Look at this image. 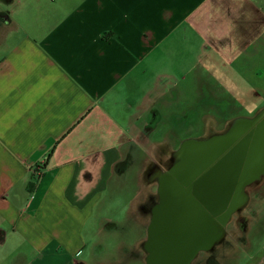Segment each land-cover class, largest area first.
<instances>
[{"label":"crops","instance_id":"obj_1","mask_svg":"<svg viewBox=\"0 0 264 264\" xmlns=\"http://www.w3.org/2000/svg\"><path fill=\"white\" fill-rule=\"evenodd\" d=\"M7 5L0 6L8 14L0 20V264H81L106 190L138 186L131 204L161 193L171 170L152 160L155 145L164 147L176 129L199 122L205 130L180 142L231 132L264 140V104L220 121L217 108L229 102H217L216 77L219 59L227 60L264 101V0ZM160 126L165 137L154 140ZM179 149L170 146L165 157ZM215 235L194 255L211 249ZM244 252L242 264H264V244Z\"/></svg>","mask_w":264,"mask_h":264},{"label":"rangeland","instance_id":"obj_2","mask_svg":"<svg viewBox=\"0 0 264 264\" xmlns=\"http://www.w3.org/2000/svg\"><path fill=\"white\" fill-rule=\"evenodd\" d=\"M0 6L6 7L8 5L0 0ZM216 70V77L219 76L218 86H221L220 89H222L217 94L220 97L217 102H229L227 109L219 106L217 108L220 113L218 115L222 116L220 121L229 118L233 113L253 115L264 104L263 97H258L253 91L248 90V86L249 89H253L250 88L252 84H250L248 78L230 66L227 60L219 59ZM212 81H215L214 76ZM225 90H228L227 93ZM190 94V92L186 94V101H191L188 98ZM243 98L249 101V104L238 108L237 103H241ZM185 105L187 104L185 103ZM217 109L213 107L210 111L216 113ZM170 127L173 128L172 125ZM182 127H185V125H182L180 129ZM200 127L198 122L197 125L190 126L188 130H174L176 132L169 134L170 136L167 135L169 137L166 138L164 147L157 150L159 145H155L156 156L152 160L163 164L165 169L170 167V170H176L179 151L171 152V156L165 157L168 155L170 146L172 148L177 146L180 149L186 147V154L188 155L194 152V149H200L193 143L186 146L187 142L193 141L180 142L185 137L199 136L200 133L203 135L205 130L203 128L201 132ZM219 128L221 129V125H219ZM162 129L163 126H160L159 131L152 135L154 140L165 137ZM164 130L166 132V126H164ZM140 152L141 150L137 153L138 162L132 168L131 176H135L139 169L141 163ZM226 156L230 158L228 153H226ZM131 187L132 185L129 184L123 190H106V196L102 204L97 207L96 215L92 218L86 231L88 244L77 258V261L81 264H148L149 260L151 264H155L156 259H160L161 262L166 264H175L181 260L177 258L180 253L175 250L182 238L185 237L182 240V246L185 247L192 245L193 241L203 245L210 242L208 239L210 230L205 231L207 229L205 226L197 228L196 222L192 220L195 217L180 218L174 212L169 213L168 206L164 217H162L161 212L158 215L154 213L155 216H151V207L154 206L152 203H157L159 196L157 192L159 191H155L152 198L148 197L147 202L144 204H140L139 199L133 204L128 202V197L133 195L136 190H140L136 185L133 188ZM243 193L248 202L246 205H241L238 210L223 217L220 226L222 233L217 235V239L213 241V244L216 242L214 250H207V248L200 250L184 264H209L208 260L213 255V259L218 262L217 264H242L246 247L256 250L264 244V172L255 181L245 186ZM161 198L160 195L159 202L156 205H161L163 202ZM150 245L155 249L157 248L161 255L164 251L166 258L160 256L158 252L155 257L149 258L150 253L147 251V246Z\"/></svg>","mask_w":264,"mask_h":264},{"label":"flooded vegetation","instance_id":"obj_3","mask_svg":"<svg viewBox=\"0 0 264 264\" xmlns=\"http://www.w3.org/2000/svg\"><path fill=\"white\" fill-rule=\"evenodd\" d=\"M191 143H195V145L200 149H194V152H191L190 155L186 154V151L179 154V159L176 162L177 169L175 170V172L172 173V169H171L170 174L163 176V178L165 179L163 187L169 190L173 186L175 187L177 185L179 188V192L178 193H175V192L166 193L164 195V198L162 197V193L159 192L158 202H159V198L161 195L162 197L161 199L170 204V209L171 207H173L172 204H175L177 202L180 204L200 203L201 205H203L206 202H210V201L216 202L220 199L222 200V202H225L229 206V204L231 203V199H227L224 196L221 197L222 195L219 196L218 194L220 193V190L228 192L229 188H231V185H238L237 180H232L233 168L231 167L227 168L228 166L226 167L225 166L226 162H224L225 160L229 161V158L226 156V153H228V155H231L232 154L231 149L234 146L232 145L228 146L227 144L229 143L226 142L222 145L223 146L227 145L226 147L227 149L224 150V152H221L220 151L221 145L218 147H214L213 145L203 147V146L198 145V141H193ZM219 152L221 153L219 154V156H217ZM246 156L247 154H243L242 156L243 160H242V166L240 168L241 170L244 169V165H245L244 160ZM187 180L189 182H187ZM152 211H151V216L153 215L155 216V214ZM168 212L173 213V211L172 212L168 211ZM164 214L165 212L161 211L162 217H164ZM175 215L178 216V214H175ZM213 217L214 219L218 218L215 216ZM206 221H208V218L206 219ZM217 222H219V226H221L222 221L218 219ZM163 223L166 225L165 222ZM164 224H162L163 227H165ZM197 228L199 227L197 226ZM197 228L195 227V229ZM211 230H212L211 231L212 235H214L215 233L213 229ZM194 245L199 246V243L194 242L191 246H189V248L193 247ZM214 247L215 245L211 249L214 250ZM147 248H148L147 251L150 253L149 258L153 256L155 257L157 252L160 253V256L165 257L164 251L162 252V255H161V252L158 251L157 248L155 249L151 245L147 246ZM187 248L188 247L182 246V239H181L178 245V251L180 253L178 257L181 256L180 259L184 257L185 251L187 250ZM213 258H214V255L211 258H209L208 260L209 264L218 263ZM182 260L183 259L179 261L180 264ZM148 264H150V262H148ZM155 264H166V263L161 262L160 259H156Z\"/></svg>","mask_w":264,"mask_h":264},{"label":"water","instance_id":"obj_4","mask_svg":"<svg viewBox=\"0 0 264 264\" xmlns=\"http://www.w3.org/2000/svg\"><path fill=\"white\" fill-rule=\"evenodd\" d=\"M239 136L240 135L235 134V137H234L233 132H231L230 135L217 138L216 140L212 142L210 141L198 142V145L203 146V147L212 146V145L214 147H218L221 145L220 146L221 152H224V150L227 149L226 148L227 145L234 146L231 149L232 154L230 153L231 155H230L229 161L225 160L224 162H226L225 166L226 167L228 166L227 168L229 167L233 168L232 180H237L238 185H231V188H229L228 192L220 190V193L218 194L219 196L222 195L221 197L224 196L227 199H231V203L229 204V206L225 202H222V200L220 199L216 202H211V201L206 202L207 204L204 203L203 205H201L200 203L180 204L177 202L175 204H172L173 207H171L170 209V204L168 202L163 201L161 204L162 206L161 211L165 212L168 206L169 211L171 212L173 211L175 214H178L179 217L181 216L184 219L188 217L189 218L195 217V219L192 218V220H194L196 223H198L199 219L201 220L203 219L204 221H206V219L208 218V221H206V223L210 225V228H209L210 232L212 231L211 229H213V231L216 234L215 237H217V235L222 233V230L219 226V222H217L218 219L223 221V217L225 215H228L229 213H232L233 211L237 210L243 204L245 200V195L243 193L245 186H247L250 182L255 181L257 177H259L260 174L264 172V151L262 148L264 144V140L254 139L250 136H246L245 138H241V137L239 138ZM226 142H228L229 144L223 146L222 144ZM190 143L191 142H187L186 146ZM186 150H187L186 147H184L183 149H180L179 154L183 153ZM221 152H219L217 156H219ZM243 154H247V156L244 160L245 162L244 169L241 170L240 168L242 166ZM173 172H175V170H172V173ZM187 182L189 181L187 180ZM170 192L178 193L179 192L178 186L177 185L175 187L173 186L169 190L163 187V189L161 190L162 197L164 198V195ZM159 213L160 211H157L156 214H159ZM213 216L218 217L216 218V221L213 219L214 218ZM197 226L199 227V225ZM184 238H182V240ZM201 247H202V244L200 243H199V246L194 245L191 248L188 247V249L185 251L184 257L181 258L183 259L181 261V264H184L185 262H187L192 257V255L195 253V251ZM175 251L179 253L178 248H176ZM175 264H180V263L178 261Z\"/></svg>","mask_w":264,"mask_h":264},{"label":"trees","instance_id":"obj_5","mask_svg":"<svg viewBox=\"0 0 264 264\" xmlns=\"http://www.w3.org/2000/svg\"><path fill=\"white\" fill-rule=\"evenodd\" d=\"M5 3H9L10 0H3ZM0 20H8V14L0 11Z\"/></svg>","mask_w":264,"mask_h":264}]
</instances>
